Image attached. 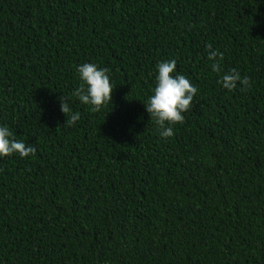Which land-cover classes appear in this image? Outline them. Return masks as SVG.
Segmentation results:
<instances>
[{
  "label": "trees",
  "instance_id": "trees-1",
  "mask_svg": "<svg viewBox=\"0 0 264 264\" xmlns=\"http://www.w3.org/2000/svg\"><path fill=\"white\" fill-rule=\"evenodd\" d=\"M172 59L198 91L162 139L144 104ZM83 63L109 69L100 112ZM5 125L36 153L0 158V264H264V0H0Z\"/></svg>",
  "mask_w": 264,
  "mask_h": 264
},
{
  "label": "clouds",
  "instance_id": "clouds-1",
  "mask_svg": "<svg viewBox=\"0 0 264 264\" xmlns=\"http://www.w3.org/2000/svg\"><path fill=\"white\" fill-rule=\"evenodd\" d=\"M205 47L208 60L213 62L211 65L213 72H220L219 59H222L223 54L213 50L211 44ZM176 66L175 59L162 61L156 65L155 87L144 104L145 111L160 129L159 135L162 139L174 136L173 126L184 122L183 113L190 109L198 91L185 75H172ZM76 72L80 84L74 89L72 96L81 104L89 106L91 112H100L102 107L111 103L114 88L109 79V69L99 68L94 63H83L77 66ZM217 82L228 91L235 90L238 83L242 85L241 91L250 88V78H242L236 69L223 74ZM59 99L60 111L66 117L65 124L69 126L75 124L80 119V114L72 113L64 96ZM35 153L36 149L33 145L15 139L14 133L8 126H0V158L14 154L24 158L29 155L34 156Z\"/></svg>",
  "mask_w": 264,
  "mask_h": 264
}]
</instances>
